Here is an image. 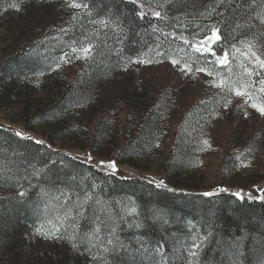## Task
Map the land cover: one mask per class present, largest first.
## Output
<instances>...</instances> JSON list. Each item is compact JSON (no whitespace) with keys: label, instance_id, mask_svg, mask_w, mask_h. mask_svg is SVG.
<instances>
[{"label":"rangeland","instance_id":"rangeland-1","mask_svg":"<svg viewBox=\"0 0 264 264\" xmlns=\"http://www.w3.org/2000/svg\"><path fill=\"white\" fill-rule=\"evenodd\" d=\"M71 4L34 0L0 13V68L18 56L38 63L0 82V125L109 174L142 177L154 185L163 181V188L183 193L264 199V115L259 112L264 108V68L249 51L264 60V40L234 43L226 52L227 66H221L212 63L215 57L195 51L192 45L204 37L192 32L186 46L205 62L194 64L180 54L142 55L96 73L94 46L86 37L91 27L79 26V8ZM89 45L85 56L81 49ZM201 67L212 75L197 71ZM237 90L245 94L236 96ZM67 95L74 103L59 108L56 118L39 116L64 103ZM153 107L160 128L155 149L117 158L144 111ZM171 158L185 167L167 169ZM61 234L60 229L37 228L0 253V264H64Z\"/></svg>","mask_w":264,"mask_h":264},{"label":"trees","instance_id":"trees-1","mask_svg":"<svg viewBox=\"0 0 264 264\" xmlns=\"http://www.w3.org/2000/svg\"><path fill=\"white\" fill-rule=\"evenodd\" d=\"M28 1L34 0H0V13ZM139 1L70 0L81 5L79 26L91 27L86 37L94 46L96 73L142 55L180 54L194 64L205 62V57L189 51L181 37L188 39L198 31L205 37L210 26L220 31L221 39L213 45L220 57L234 43L264 40V0H162L156 6ZM156 11L160 18L153 15ZM101 20L107 23L101 25ZM73 32L82 36L78 30ZM34 59L8 60L0 68V82L31 71L38 65ZM65 97L64 103L60 100L39 116L56 118L59 108L74 103L70 95ZM144 112L117 158L155 149L160 134L158 109ZM28 138L0 125L1 254L29 232L52 228L62 232L65 247L60 262L64 264H81L83 258L92 264H264L261 197L205 196L157 188L145 178L106 173ZM167 165L171 170L185 167L172 158ZM88 195L91 199L85 203ZM132 208L136 211L130 212ZM108 239L114 244L108 245Z\"/></svg>","mask_w":264,"mask_h":264},{"label":"snow or ice","instance_id":"snow-or-ice-1","mask_svg":"<svg viewBox=\"0 0 264 264\" xmlns=\"http://www.w3.org/2000/svg\"><path fill=\"white\" fill-rule=\"evenodd\" d=\"M134 2H135V0H134ZM70 6L73 7V8L81 7V5H80V4H77V3H72ZM13 7H15V5H13ZM85 7H87V6L85 5ZM17 10H18V9H17ZM213 10H214V8H213ZM138 14L141 15V18H143V13H142V12H141V13H138ZM153 15H154L156 18H160L161 13H160L159 11H156V12L153 13ZM98 23H100L101 25H105L107 22L104 21V20H101V21H98ZM209 33H210V34L206 35V36L204 37V39L201 40V41L199 42V45H197V44H193V45H192L193 48H194L195 51L198 52V53H202V54L207 55V56L215 57L216 59H215L214 61H212V63L217 64V65H221V66H227V63H228V55L225 54V55L222 56V57L217 56V53L215 52L214 47H213V45L221 39V35H220V31H219V29L216 28L215 26H210V28H209ZM181 39H183L185 43H188V40H187L186 38L181 37ZM81 50L83 51V53L85 54V56H87V55L90 53V51H91V46L89 45L88 47H83ZM76 51H77V49L73 48V52H76ZM249 51L251 52V56L254 58V62H255L256 64H258L261 68H264V60H262V59L260 58V56L257 55V53H256L255 51H252L251 48H249ZM137 62L139 63L140 61H137ZM176 63H177L176 61H173V64H174V65H175ZM183 70H184V69H182V71H183ZM197 71H199V72H203V73H205L206 75H212V73H211V72H208L207 69L204 68V67L198 68ZM249 74H251V73H249ZM261 83L264 84V81H261ZM223 84H224V82L222 81V82H221V86H223ZM244 94H245V93H243V92L240 91V90H237V91L235 92V95H236V96H242V95H244ZM259 112H260L261 115H264V108H260V109H259ZM15 135H16L17 137H20V138H27V139H30V138H28V137H25L24 134H23L22 132H16ZM34 142H35L36 144H40V143H41V141H39V140L34 141ZM108 167L112 168L113 172H115L116 169H115V164H114V163H111V162H110V163L108 164ZM40 171H43V169H41ZM156 187H157V188H161V187H166V186L164 185L163 181H161L160 183L156 184ZM222 191H223V189H222ZM19 195H20L21 197H23V196L25 195V193H24V192H20ZM205 195L208 196V195H211V193H205ZM89 199H91V195L86 196L84 202L87 203V201H88ZM135 211H136L135 208H132V209L130 210V212H135ZM79 215H83V212H78V216H79ZM137 226L139 227V225H137ZM57 231H58V230H57ZM98 231H99V229L96 230V232H98ZM113 231H115V230L113 229ZM95 234H96L95 232L92 233V234L89 236V239L91 240V239H92V236H94ZM53 235H54V234H53ZM46 238H48V237L46 236ZM107 244H108V245H113V244H114V240H113V239H108V240H107ZM73 246H75V245H73ZM194 247H199V246H198V245H194ZM104 250H105V251H108L107 248H105ZM190 254H191V255H195L196 253H195V252H192V253H190Z\"/></svg>","mask_w":264,"mask_h":264}]
</instances>
